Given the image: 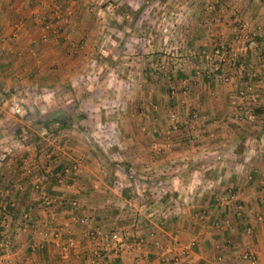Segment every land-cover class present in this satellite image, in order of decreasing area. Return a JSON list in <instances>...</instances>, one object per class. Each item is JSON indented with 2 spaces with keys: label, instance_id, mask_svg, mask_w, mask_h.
<instances>
[{
  "label": "crops",
  "instance_id": "1",
  "mask_svg": "<svg viewBox=\"0 0 264 264\" xmlns=\"http://www.w3.org/2000/svg\"><path fill=\"white\" fill-rule=\"evenodd\" d=\"M172 1L173 20L181 24L166 38L193 56L176 74L168 65L163 78L146 72L148 59L162 60L156 43L139 50L131 41L122 50L116 44L119 32L133 39L125 29L133 15L122 12L133 0H0V216L10 215L0 227L7 239L0 243V264H183L164 261L172 255L184 264H264V113L251 112L264 108V0ZM107 37L113 47L103 46ZM248 39L252 47L245 46ZM216 46L227 49L222 70L228 82L195 56ZM119 51L122 64L101 61L100 54ZM119 68L130 70L128 80ZM88 69L94 86L109 70H115L114 87L123 79L124 110L103 117L112 120L101 126L106 129L92 127L107 139L95 143L85 131L59 128L34 140L30 117L48 123L44 103H60L64 95L56 89L67 80L72 86L77 72L83 79ZM167 84L178 91L185 86V95H166ZM13 105L22 121L5 125L13 114L5 109ZM19 127L32 138L10 136ZM44 160L47 168L62 167L60 180L42 176ZM228 195L232 199L219 205L218 196ZM94 228L116 235L124 247L111 238L107 254L99 255L103 243L87 238ZM53 231L73 239L66 253L52 244ZM249 249L253 262L242 258Z\"/></svg>",
  "mask_w": 264,
  "mask_h": 264
},
{
  "label": "rangeland",
  "instance_id": "2",
  "mask_svg": "<svg viewBox=\"0 0 264 264\" xmlns=\"http://www.w3.org/2000/svg\"><path fill=\"white\" fill-rule=\"evenodd\" d=\"M148 2H146L147 5H142L140 4L139 0H133V3L131 6H126L123 8L122 12L125 13H130L133 16H139L138 18L140 19H135L133 16L131 17V21L133 22H129L130 27H126V25H128L127 23H125V29L126 31L129 30L131 31V33L129 32V34H133V39H127L124 38V34H122V32L118 33V37H122L121 40H119V42L116 44H118L119 48H121V50L123 49V45H125V43H127L128 41L133 44H135L136 48L139 50L141 49V46L143 44H145V46L148 49H154V44L156 43V46L159 50L156 51V53H158V59L160 58H164L166 56V54L163 52L164 50L167 49V45L168 43L172 42V40H168V38H166V34H169V30H171L172 33V29L175 28V26L181 24L180 22L174 21L173 17H174V13H177L178 9L175 8V4L176 2H173L172 0H168L167 3H164V0H161V2L156 3L155 4V0H147ZM122 5V4H121ZM118 7V10H121L120 7H123L124 5ZM113 9V8H112ZM184 9V8H182ZM117 10V11H118ZM111 11V10H110ZM181 12L183 10H180ZM148 14V16L146 15ZM143 15V16H141ZM164 18V19H163ZM135 20V21H134ZM170 23L171 26H169ZM105 26L103 28V30L105 31V28L107 27L108 29H111L110 26L112 25V23L108 22L107 24H109L108 26H106V23H104ZM123 26V24H122ZM109 30H107L106 32H108ZM123 31V29H122ZM168 31V32H167ZM162 36L164 38H162ZM148 37V41H146V38ZM109 37H107V40L103 41V46L104 47H113V45L111 44V42L109 43ZM111 41V40H110ZM175 41V40H174ZM121 52V51H119ZM121 52L120 54H118L119 56H122ZM149 53V52H147ZM116 53L114 54V57H110V54L106 55H101V57H104L103 60H108L110 62L111 58L112 61L111 62H115L116 65L117 64H122V62L124 61L125 57H121L122 60L119 61ZM145 56V55H143ZM146 63H151V65H149V68L146 72H150L148 73L149 77H165L164 75H169L170 74V69H160L158 68V66H156V62H153V59H148ZM135 65V64H133ZM137 65V62H136ZM121 66V65H120ZM136 67V66H135ZM135 67H133L131 69L132 74L135 71H138L137 69H135ZM106 69V68H105ZM104 69V71H105ZM120 70L116 69V72L121 74L123 79H127L128 77L131 76L130 70H124L123 68H119ZM95 71V70H94ZM103 70L99 71V74H103L104 73ZM81 72V71H80ZM80 72H77V76L75 79V81L71 82L73 85L72 86H68L67 87V82H64L62 85H65L62 90L61 87H59L57 90V93L60 92L59 95H64L63 97L59 98V102L56 103L55 105L49 106V104L44 103L45 105V110L44 113L47 115L44 118V120H49L48 123H45V125H42L39 121L35 122V120H41V119H37L34 117H30L32 120H30V122H34L30 123V127L33 128V130L35 131V133H37L36 135L39 137H42V139L44 137H46L47 135L50 134H55V132L57 130L60 129H74L76 131H85V135L86 138L89 141H94L95 143H100L101 141H104V139L106 140L107 137L109 136H104V133L101 132L100 135L95 134L92 132V127H94V129H106L107 127H101L102 125L107 126L109 125V121L111 122L112 120L110 118H103V117H107L110 116L111 113L115 112V111H123L124 110V105L125 101H127L128 99H122L120 96V92H122V83H123V79L120 75V77L118 76V78H120V87H114L113 86V77L115 75L114 71H107L108 75L103 79L102 83H99V80L97 81V85L94 86L95 84V77H93L92 75V70L88 69L87 71H85L83 79L81 76H79ZM111 72V73H109ZM226 72V71H225ZM106 73V74H107ZM171 73H177L175 72V70ZM227 73V72H226ZM140 74V73H139ZM139 74H136L137 76ZM157 79V78H155ZM160 79V78H158ZM128 80V79H127ZM85 85L86 86H81L80 84H83L84 82H86ZM101 81V80H100ZM155 81L152 80L151 83H154ZM70 84V82H69ZM169 86L168 84L166 85V87ZM68 88V89H67ZM149 91L155 89V86L152 87V85L149 84L148 87ZM4 92V91H3ZM1 92V93H3ZM43 92V91H41ZM45 92V91H44ZM66 92V93H65ZM6 93V92H5ZM166 93V91H165ZM73 95H77L80 97V102L77 103L76 102V98ZM82 95H87V96H83V99L81 98ZM167 95V93H166ZM115 100V101H114ZM3 102V101H2ZM62 107V112H60V106ZM127 105V104H126ZM18 105L16 106H12L13 108H6L5 110L8 111V113H13L11 114L10 117H8V119H4V123L5 125H16L17 121H19L20 124V120L22 121V119H19L18 116H16V111L19 110V113L21 114L22 110L17 108ZM4 107V105H3ZM48 107V108H47ZM30 108V107H28ZM10 109V110H8ZM30 109H33L32 107ZM11 110L13 112H11ZM52 112L53 114H49ZM18 113V112H17ZM42 113V112H41ZM87 113V114H86ZM23 115V113L21 114ZM51 115H53L51 117ZM48 117V118H47ZM50 117V118H49ZM61 117H65L67 118L65 125H63L62 127H57L56 122L54 119L56 118H61ZM24 119V118H23ZM42 119V120H43ZM17 124V125H19ZM44 126V127H41ZM47 127V129H46ZM45 128V129H44ZM19 132L22 133H18L17 131H14L10 136H19V138H23L24 140L32 138V134L31 135H27L26 132L23 133L22 132V128L19 127ZM18 133V135H17ZM84 133V132H83ZM73 136H76L75 134H72ZM50 137V136H49ZM98 137H100V139H98ZM105 137V138H104ZM31 141V140H30ZM109 144V143H108ZM111 147V146H110ZM109 147V148H110ZM73 165V163L71 164V166ZM62 178V177H61ZM218 203L220 205L221 201H224L225 198L226 200H231L232 199V195H228V196H218Z\"/></svg>",
  "mask_w": 264,
  "mask_h": 264
},
{
  "label": "built area",
  "instance_id": "3",
  "mask_svg": "<svg viewBox=\"0 0 264 264\" xmlns=\"http://www.w3.org/2000/svg\"><path fill=\"white\" fill-rule=\"evenodd\" d=\"M166 45H167V49L163 51L166 54V56L161 61H158L156 63V66H158V68L160 69H164V68L167 69L168 65L173 66L174 67V68L172 67L173 70L177 72L183 60L185 61L186 58L190 59V56H193V53L190 50H187L186 52L182 53V51L180 50V47L174 40ZM253 45H254V41L252 39H248L246 41V45H245L246 47H252ZM226 55H227V49L222 46H216L210 50L202 49L198 52V54H195V56H198V57L200 56L209 63V71L212 72L215 78L221 82H228L229 80V77L226 74V72L222 70V63L225 61ZM168 92L170 95L175 94L177 92H181L185 95L186 87L182 85L180 86L179 91H178V89L175 86L171 85L169 86ZM168 119H169L170 128L176 129L179 123L176 114L170 112L168 115ZM72 166L76 167L75 164H73ZM60 179L61 178L57 180H60ZM43 203L45 206H49L51 203V200L48 197H44ZM71 205L75 206L76 201L72 200ZM1 226L2 224H0V227ZM246 231L249 232V228H247ZM87 238L90 242H94L95 240L99 239L103 243L101 250H104V251L109 250L107 244H108V240H110L111 238L115 241L117 245L116 248L120 249L124 247V242L121 239H118L116 235L110 236L109 234L101 231L98 228H94L93 230L89 231ZM6 242H7V239L5 236H3L1 229H0V243H6ZM51 242L55 247H58L60 250L66 253L68 249L72 246L73 239L68 238V237H62V234L59 231H53L51 234ZM187 248L188 246L182 249L181 253L185 254L187 251ZM242 258L244 260L253 262L255 260V254L251 249H249V250H246L244 253H242ZM164 261L165 262L167 261L170 263L171 262H181L183 264L185 263V260L184 261H182V259L180 260L179 256L177 255H172L171 257L165 256Z\"/></svg>",
  "mask_w": 264,
  "mask_h": 264
},
{
  "label": "trees",
  "instance_id": "4",
  "mask_svg": "<svg viewBox=\"0 0 264 264\" xmlns=\"http://www.w3.org/2000/svg\"><path fill=\"white\" fill-rule=\"evenodd\" d=\"M235 63V62H234ZM165 91L167 94H169V86L165 87ZM251 112L254 114V113H264V108H252L251 109ZM67 118L65 117H61V118H56L54 119L55 122H56V125L57 127H62L63 125H65V122L67 121L66 120ZM27 120V119H26ZM29 120V119H28ZM45 123L42 122V125H44ZM186 123H184L183 127L185 126ZM38 136L36 134H34L33 136V139L34 140H38ZM47 160H44L43 161V165L40 168L41 170V173H42V176L47 178V179H53V180H56V179H59L61 178L62 176V173H63V170H62V167L60 165H56L52 168H47ZM111 164H115V161H113V163L111 162ZM2 205L0 204V210H2ZM23 220V219H22ZM9 222L10 221V215L2 212V215L0 216V224L2 223H5V222ZM107 251H104V250H99V255H106Z\"/></svg>",
  "mask_w": 264,
  "mask_h": 264
}]
</instances>
